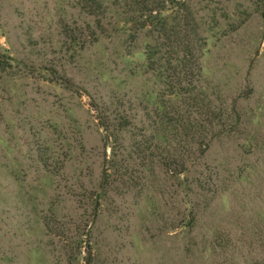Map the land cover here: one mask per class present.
<instances>
[{
    "label": "rangeland",
    "instance_id": "374dc122",
    "mask_svg": "<svg viewBox=\"0 0 264 264\" xmlns=\"http://www.w3.org/2000/svg\"><path fill=\"white\" fill-rule=\"evenodd\" d=\"M191 2L214 10L200 86L228 113L195 169L215 198L194 230L184 176L147 163L165 142L152 137L161 87L145 39L129 44L112 8L97 24L77 0H0V264H85L86 241L92 264H220L212 251L179 262L190 238L199 247L217 229L252 240L222 264H264V0ZM118 116L129 127L116 134ZM103 178L118 189L96 204Z\"/></svg>",
    "mask_w": 264,
    "mask_h": 264
},
{
    "label": "trees",
    "instance_id": "16d2710c",
    "mask_svg": "<svg viewBox=\"0 0 264 264\" xmlns=\"http://www.w3.org/2000/svg\"><path fill=\"white\" fill-rule=\"evenodd\" d=\"M191 1L107 0L108 4L104 6L102 0H77V6L97 24L105 16L107 9L112 8L119 13L123 25L127 27L129 44L136 43L141 37L145 39L143 48L145 69L154 76L161 87L159 102L153 108L158 124L156 125L154 121L155 134L152 137L153 140L159 139L165 143L162 145L156 142L154 154L148 152V147H144L143 153L148 152V161L144 155L140 158L144 162L147 161L148 166L162 169L170 179L177 180L178 177L184 176L180 186L186 190L185 203L189 211L183 227L194 230L198 228L199 222L205 219L207 209L211 212V203L215 198V192L210 188L209 182L203 181L202 172L196 173L195 169L204 159L212 140L218 135V128L226 126L228 113L226 109L215 107L200 86V59L207 41L203 28L211 31L217 26L214 10L209 4L202 6L200 10L195 8ZM205 12L207 13L204 14ZM113 25L114 28L117 26L116 23ZM99 35L92 31L90 42H97ZM118 120L116 128L105 125L104 130L113 129L116 134L126 131L129 124L125 117L118 116ZM161 123L163 126L169 125L167 133L158 131V125ZM148 139L142 141V146L146 145L150 140ZM136 149L142 153L138 146L135 152ZM121 176L123 178V175ZM115 180L116 178H103L101 186L103 193L95 196L96 204L100 196L118 189ZM124 186L126 188L123 186L122 188L127 192L129 184ZM180 222L178 220V224ZM246 231L240 229L241 236L232 239L229 233L220 235L217 229V234L215 232L212 235L210 243L204 242L199 247L190 238L188 245L179 253V262L195 259L197 253L200 256L209 251H212L222 263L232 261L233 255L228 258L229 255L238 254L252 241L246 238L249 235ZM78 236V239L87 237L86 234ZM79 242L78 240V249L75 250L77 257L81 254L82 243ZM84 254V263L92 264L94 254L89 241H86ZM243 260V264L247 263V260ZM72 262L74 259L68 256L67 263ZM239 262L235 264H240Z\"/></svg>",
    "mask_w": 264,
    "mask_h": 264
}]
</instances>
